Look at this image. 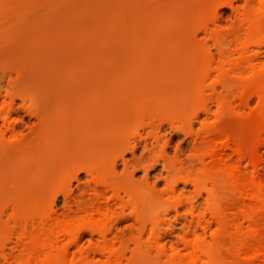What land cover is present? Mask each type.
Instances as JSON below:
<instances>
[{
  "label": "rangeland",
  "instance_id": "rangeland-1",
  "mask_svg": "<svg viewBox=\"0 0 264 264\" xmlns=\"http://www.w3.org/2000/svg\"><path fill=\"white\" fill-rule=\"evenodd\" d=\"M229 1L0 0V264H262L264 4Z\"/></svg>",
  "mask_w": 264,
  "mask_h": 264
},
{
  "label": "bare ground",
  "instance_id": "bare-ground-1",
  "mask_svg": "<svg viewBox=\"0 0 264 264\" xmlns=\"http://www.w3.org/2000/svg\"><path fill=\"white\" fill-rule=\"evenodd\" d=\"M232 1L233 0H230L229 2L225 3L226 6H229V7H232ZM260 2L262 4H264V0H260ZM246 3H253V0H246ZM240 63L241 64H246V63H251L253 61H255L257 59V56L256 55H250V56H246L245 52L242 51V53L240 54ZM204 140H202L201 142H203ZM139 142H147L146 140H139ZM210 143L211 140H208L206 141V143ZM187 143V146L189 148H195V147H198L197 144L198 142H193L192 140H189L186 142ZM136 145H138V143H136ZM259 148V146H258ZM135 149L132 148V151ZM257 153V147L252 149L248 156L252 159L254 154ZM215 154H217V151H215ZM105 192L103 191H99V193L96 195L95 198H93L91 200V203L94 204L96 210L98 211H101L103 213V211H105V213H103L105 219H107L109 217V214L107 212H110L112 215H116V210L113 209V207L110 205V201L113 202V205L114 206H122L121 205V199L118 195H114L111 197V199H107L106 196L104 195ZM210 196H208V198L205 199V201L207 203L210 202ZM77 206H84L86 205L87 203L84 201V200H78L76 202ZM191 209L192 210H197L200 205L195 203V204H191ZM68 212H72V209L69 208L68 209ZM123 212V211H122ZM124 213L120 214V216H122ZM122 218H124V216H122ZM214 219H216L221 225L223 223L220 215H217V214H214ZM181 221H186V218H182ZM86 230H89L91 233H97L103 240L106 239V234H107V230L104 229V226L101 227V226H98L97 229H95L94 227L92 226H86L85 227ZM68 234L71 236L72 238V243H75L77 241V237L76 235H72L71 232H68ZM187 247L192 251V254L190 256V261L192 264H196L200 259L201 257L198 255V252H202V248L200 246V241L199 240H187ZM100 250L102 252H107L109 249H108V245L106 243H104L103 246L100 247ZM257 255L256 257H254L253 259H259L261 261L262 264H264V245L259 247L257 249Z\"/></svg>",
  "mask_w": 264,
  "mask_h": 264
}]
</instances>
